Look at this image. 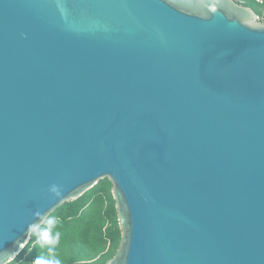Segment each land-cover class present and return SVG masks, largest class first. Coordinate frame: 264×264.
Segmentation results:
<instances>
[{"label": "water", "instance_id": "water-1", "mask_svg": "<svg viewBox=\"0 0 264 264\" xmlns=\"http://www.w3.org/2000/svg\"><path fill=\"white\" fill-rule=\"evenodd\" d=\"M258 19L237 0H0V264L105 178L106 264H264Z\"/></svg>", "mask_w": 264, "mask_h": 264}, {"label": "trees", "instance_id": "trees-1", "mask_svg": "<svg viewBox=\"0 0 264 264\" xmlns=\"http://www.w3.org/2000/svg\"><path fill=\"white\" fill-rule=\"evenodd\" d=\"M264 15V4L256 0H237ZM113 183L109 178L100 180L80 198L66 202L50 216H57L61 233L56 256L62 264H106L115 256L121 241ZM46 250L39 247L35 236L24 250L8 264H32L38 254Z\"/></svg>", "mask_w": 264, "mask_h": 264}, {"label": "clouds", "instance_id": "clouds-1", "mask_svg": "<svg viewBox=\"0 0 264 264\" xmlns=\"http://www.w3.org/2000/svg\"><path fill=\"white\" fill-rule=\"evenodd\" d=\"M49 190L58 194L56 185L51 186ZM36 215L37 219L28 225V232L35 236L39 247L46 251L38 254L32 264H62L55 254L61 239L60 231L56 230L61 223L60 219L57 216L45 217L41 214Z\"/></svg>", "mask_w": 264, "mask_h": 264}, {"label": "rangeland", "instance_id": "rangeland-1", "mask_svg": "<svg viewBox=\"0 0 264 264\" xmlns=\"http://www.w3.org/2000/svg\"><path fill=\"white\" fill-rule=\"evenodd\" d=\"M258 23H260V24H264V15L261 16V17H259V19H258Z\"/></svg>", "mask_w": 264, "mask_h": 264}, {"label": "built area", "instance_id": "built-area-1", "mask_svg": "<svg viewBox=\"0 0 264 264\" xmlns=\"http://www.w3.org/2000/svg\"><path fill=\"white\" fill-rule=\"evenodd\" d=\"M260 4H264V0H256ZM242 3V2H241ZM243 4V3H242Z\"/></svg>", "mask_w": 264, "mask_h": 264}]
</instances>
